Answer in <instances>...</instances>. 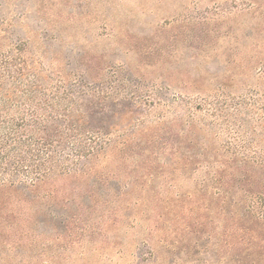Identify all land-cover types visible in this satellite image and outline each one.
I'll use <instances>...</instances> for the list:
<instances>
[{
  "label": "trees",
  "instance_id": "16d2710c",
  "mask_svg": "<svg viewBox=\"0 0 264 264\" xmlns=\"http://www.w3.org/2000/svg\"><path fill=\"white\" fill-rule=\"evenodd\" d=\"M28 18L0 0V264H24L17 249L39 238L60 247L117 226L157 180L195 185L178 193L193 214L264 221V39L175 87L147 71L164 55L114 27L93 53L25 36Z\"/></svg>",
  "mask_w": 264,
  "mask_h": 264
},
{
  "label": "rangeland",
  "instance_id": "374dc122",
  "mask_svg": "<svg viewBox=\"0 0 264 264\" xmlns=\"http://www.w3.org/2000/svg\"><path fill=\"white\" fill-rule=\"evenodd\" d=\"M7 1L19 14L27 13L29 18L20 30L27 37L52 40L73 36L77 48L100 53L114 40L109 37L110 28L114 27L118 39L139 43V54L151 47L156 54L164 55L163 62L147 71L160 78L171 75L168 81L175 87L187 80L181 77L188 70L204 73L207 69H225L227 61L235 60L233 55L245 61L252 43L264 39V0ZM70 15L75 20L69 24L66 19ZM237 50H241L239 54ZM124 59L137 66L140 58L133 53ZM176 180H157L149 185L153 188L149 202L142 208L120 211L117 226L95 235L77 233L76 242L69 245L66 241L60 247L39 238L38 243L17 249L22 255L15 261L264 264V221L224 217L212 211L193 214L189 211L193 205L190 196L180 197L178 193L193 190L195 185L182 178ZM98 219L96 215L91 222ZM37 232L40 234V229ZM0 261H4L2 256Z\"/></svg>",
  "mask_w": 264,
  "mask_h": 264
}]
</instances>
